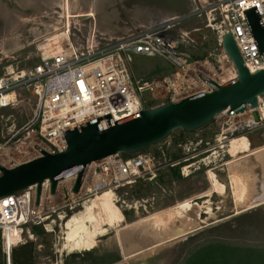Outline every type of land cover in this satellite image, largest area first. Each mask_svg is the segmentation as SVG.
Segmentation results:
<instances>
[{
	"label": "built area",
	"instance_id": "1",
	"mask_svg": "<svg viewBox=\"0 0 264 264\" xmlns=\"http://www.w3.org/2000/svg\"><path fill=\"white\" fill-rule=\"evenodd\" d=\"M252 10L264 29V0H204L201 8L192 11L193 16L205 19L203 26L181 29L177 17L161 15L152 24L120 38L111 49H102L99 43L88 40L74 43L69 36L67 48L42 56L32 67L14 68L0 76V110H15L25 104L32 113L20 127L14 115H1L0 165L13 168L45 153L64 152L68 131L86 123L98 124L100 131L116 129L118 124L140 117L144 109L179 103L211 91L202 76L218 85L234 81L238 71L223 47V36L228 33L233 35L249 72L263 70L264 52L247 18V12ZM206 31L214 34L215 46L208 55L194 58L188 49L205 47L209 42ZM134 55L162 57L171 71L134 84L129 70ZM205 65L216 75H222L225 68L226 80L211 77L204 70ZM261 108L255 111L259 113V122L254 117L251 122L245 121L228 111L216 119L228 125L232 133L248 134L261 127ZM173 149V142L167 140L157 153L115 154L95 161L86 168L77 192V174L61 180L55 193L46 180L38 204L36 186L0 199V236L7 264H12L13 249L33 240L34 227L53 232L57 226L62 227L69 215L101 193L116 191L117 198L122 188L166 167L178 168L183 178L202 169L191 162L202 152L174 159L170 155ZM22 155L30 158L23 160ZM144 198L136 200L135 206L140 205L145 211L155 209L161 201L156 193Z\"/></svg>",
	"mask_w": 264,
	"mask_h": 264
},
{
	"label": "rangeland",
	"instance_id": "2",
	"mask_svg": "<svg viewBox=\"0 0 264 264\" xmlns=\"http://www.w3.org/2000/svg\"><path fill=\"white\" fill-rule=\"evenodd\" d=\"M190 1L0 0V76L11 72L14 68L25 69L36 65L41 57L45 56V51L51 50L55 53L60 45L59 42L66 43L65 33L74 43L75 41L86 43L88 40L92 44L99 43L102 49H111L120 41V38L137 32L141 26L152 24L161 15H178L179 17L189 15L192 13L189 7ZM203 1L192 0L191 9L201 8ZM69 13L70 19L67 15ZM191 17L181 22L178 27L185 29L204 25L203 17ZM206 32L209 35V42L205 47L188 49L194 58L208 55L215 46L214 34ZM129 70L133 83L136 84L137 80H148L169 74L171 66L162 57L134 55L129 64ZM260 100L263 102L261 112L264 117V96ZM22 107L30 110L28 105L23 104ZM28 113H31V110ZM8 115L16 117L18 127H20L19 123L31 118L28 116L26 119L25 114H22L20 118V115L14 112ZM251 116L253 117L252 114ZM0 122L2 126V121ZM181 131V129L174 131L167 140L175 141L182 133ZM232 132L228 129V125L215 119L202 129L186 135L178 144H174L173 153L181 151V157L202 152L200 156L191 160L196 162L195 167L201 165L202 169L188 178L178 179L173 177V170L166 167L140 179L133 186L122 188L118 192V197L114 198L115 203L106 208L107 217L104 227L108 229V232L104 237H98V245L91 251L69 253L64 249L66 223L73 214L63 221L62 227L57 226L53 232H46L42 228L44 233L38 235L33 230L34 238L26 244L34 245L33 264H99L97 261L104 255L122 253L120 245L122 241L120 242L119 237L117 238V233L127 229L135 230L133 237L151 239L157 244L164 243L152 250H166L163 254L164 259L169 256L166 264H264V201L263 205L236 215L238 209L232 193L228 164L255 148L264 146V120L261 127L254 130L252 134H246V131ZM225 137H227L226 141ZM245 137L250 143L248 151L237 154V150L235 155H230L229 150L235 143L238 144V149L247 146ZM219 139L222 140L219 141ZM179 144L182 146L179 147ZM164 145L165 141L150 147L145 152L157 153ZM221 158L224 160L221 161ZM203 163H207V166ZM240 164L243 168H240L241 166L239 168L243 172L247 170V173L245 172L246 178H249L247 180L255 185V189L250 191L251 200L264 196L263 174L256 161L250 157L243 159ZM209 171L215 172L218 180L226 185V196L215 193L210 197L197 198L210 189L209 176L206 173ZM154 193L161 199L155 209L145 211L140 205L135 206L137 198L147 199ZM109 196L112 198V193ZM191 198L194 203L202 206L204 202L212 204L211 215L204 211L201 213L202 219L206 222L190 226L183 232L184 234L177 232L178 234L170 235V237L164 235L163 238H153L152 236L158 231L162 232L165 228L180 225L177 221L165 219V217L162 218L163 222L160 225L159 219L157 223H155L156 220L147 222V219H152L156 213L167 211ZM84 209L85 207H81L75 213L78 214ZM168 216L170 215L166 214V217ZM167 220H169L168 223ZM1 246H3L2 241ZM3 252L1 247L0 264L4 260Z\"/></svg>",
	"mask_w": 264,
	"mask_h": 264
},
{
	"label": "water",
	"instance_id": "3",
	"mask_svg": "<svg viewBox=\"0 0 264 264\" xmlns=\"http://www.w3.org/2000/svg\"><path fill=\"white\" fill-rule=\"evenodd\" d=\"M247 18L259 48L264 52V29L260 18L254 10L247 12ZM223 47L238 71L234 81L218 85L202 76L211 86V91L179 103L144 109L140 117L120 123L116 129L100 131L98 124L86 123L68 131V147L64 152L45 153L41 158L13 168L0 165V199L36 186L38 204L46 180L50 181L51 191L55 193L61 180L75 174L78 175L74 188L77 192L86 168L95 161L115 154L141 153L166 141L178 129L186 132L200 130L225 111L240 114L248 109L256 110L260 98L264 96V69L254 74L249 72L231 33L223 36ZM254 119L260 121L257 113ZM127 253L128 258L123 256L124 259L116 264H162L166 250L150 251L140 245Z\"/></svg>",
	"mask_w": 264,
	"mask_h": 264
},
{
	"label": "bare ground",
	"instance_id": "4",
	"mask_svg": "<svg viewBox=\"0 0 264 264\" xmlns=\"http://www.w3.org/2000/svg\"><path fill=\"white\" fill-rule=\"evenodd\" d=\"M68 18H71V14ZM65 41L66 43H60L59 47L56 48V51H58L59 48L64 47L67 48L69 46V35L65 33ZM45 56L52 54L51 50L44 52ZM195 67V66H194ZM192 67V69H194ZM204 70H207L211 77L219 78L222 81L226 80L227 78V70L224 68V72L222 75H216L215 72L208 68L206 65L204 66ZM261 99V98H260ZM261 101V100H259ZM262 102V101H261ZM261 105L255 110V109H248L244 113H240V118L245 119V121H253L254 112L260 109ZM252 110V113H251ZM262 110V109H261ZM249 111V112H248ZM253 115V117L251 116ZM263 117V114H262ZM252 118V119H251ZM241 140V139H240ZM239 146L238 144H234L232 148H230V155H235L237 153ZM23 160H26L30 158L28 155H22L21 156ZM252 157L253 160L256 161L257 165L259 166L260 170L263 174L264 179V146L258 147L251 151L250 153L240 156L230 162L229 164V170H230V178H231V186H232V193L235 199V204L237 206V215H240L243 212L250 211L260 205H263L264 196L256 197L254 201L251 200L249 197L252 193L253 189H255V185L251 184L246 178L247 174L243 172L240 168H243L240 164L242 163L243 159ZM0 160H2V157H0ZM249 161V160H248ZM227 164V165H228ZM241 166V167H240ZM240 167V168H239ZM247 173V172H246ZM209 181H210V189L209 191H206L197 198H205L210 197L213 194L217 193L220 196H226V185L221 183L218 180V176L215 172L209 171ZM264 182V180L262 181ZM257 190V189H256ZM112 193V198L109 196V194ZM102 194V195H101ZM99 194V196L95 199H93L91 202L85 205L84 211L79 212L78 214L74 213L69 220L66 223V242L64 249L67 250L69 253L74 252H81V251H91L98 245V237L99 236H105L108 232V229L104 227V223L106 221V208L108 205H112L115 203L114 198L115 192H104ZM257 202V203H254ZM212 205V204H211ZM208 202H204L203 206L197 203H194L193 198L188 199L180 204H177L176 206L170 208L167 211H161L158 212L153 216L152 219H147L148 221L156 220L155 223H158L160 225L162 221V218L165 217V219L169 220H175L180 225H174L173 228H165L162 230V232L158 231L153 238H163L164 235H168L167 237H170V235H175L177 232H185L190 226L193 225H199L201 223H205L201 217V213L204 211L206 214L212 213V207ZM113 207V206H112ZM166 214H169L170 216L166 217ZM212 217V216H211ZM167 220V223L168 221ZM201 222V223H200ZM158 225V224H157ZM166 225V224H165ZM167 226H169L167 224ZM133 231L135 230H125L123 232L117 233V238L119 237V241L121 242V251L125 258H128L127 251L128 250H134L135 248L139 247L140 245H144L149 250H152L153 248H156L163 244H157L155 241L151 239H144V238H136L133 237ZM178 234V233H177ZM184 234V233H183ZM149 237V236H148ZM175 240V239H173ZM171 240V241H173ZM168 243V242H166ZM145 251V250H144ZM143 252V251H142ZM134 256V255H132ZM131 256V257H132ZM12 261V259H11Z\"/></svg>",
	"mask_w": 264,
	"mask_h": 264
},
{
	"label": "trees",
	"instance_id": "5",
	"mask_svg": "<svg viewBox=\"0 0 264 264\" xmlns=\"http://www.w3.org/2000/svg\"><path fill=\"white\" fill-rule=\"evenodd\" d=\"M181 132L182 133L180 135H178L179 137L175 141H172L173 145L178 144L181 140H183V138L186 135L191 133V132H186L184 130H182ZM125 155H127V154H125ZM170 155L172 156V158L178 159L181 157V151H179L178 153L170 152ZM171 169L173 170V172H172L173 177L180 179L181 175H180L179 169H176V168H171ZM140 198H142V197H139L137 199H140ZM33 230L38 235H42L44 233L42 227H34ZM1 247H3V246H1V236H0V253H1ZM33 247H34L33 243H29L28 245H24V246L17 247L15 249H13L12 257H11L12 264H33V261H32V248ZM5 258H6V256L4 254V260L2 259L3 260L2 264H7V260Z\"/></svg>",
	"mask_w": 264,
	"mask_h": 264
},
{
	"label": "flooded vegetation",
	"instance_id": "6",
	"mask_svg": "<svg viewBox=\"0 0 264 264\" xmlns=\"http://www.w3.org/2000/svg\"><path fill=\"white\" fill-rule=\"evenodd\" d=\"M195 2V1H194ZM193 2H192V0L190 1V11L192 12L193 10L191 9V7H193V4H192ZM193 14V12L192 13H190L189 15H186V16H184V17H179L178 15L177 16H175V15H173V17H177L178 18V23L180 24L181 22H183L184 20H186L187 18H190L191 17V15ZM190 16V17H189ZM193 16V15H192ZM192 18V17H191ZM253 133V131L252 132H249L248 134H252ZM242 137H244V136H242ZM246 138V137H245ZM246 140V144H247V146H243V149H238V153L237 154H241V153H243V152H245V151H248V149L250 148V143L248 142V140H247V138L245 139ZM243 144V143H242ZM256 149V148H255ZM225 156V155H224ZM222 160H224V158H221V161ZM205 166H207V165H205ZM207 174H208V172H206ZM209 176V175H208ZM231 179V178H230ZM232 185V184H231ZM231 188H232V186H231ZM209 191V190H208ZM237 215V214H236ZM124 259V257H123V255H122V253L119 255V254H116V255H104L103 256V258L101 259V260H99V261H97V263H99V264H116V263H118V262H120V261H122ZM169 259V256L168 257H166V259H164L163 260V262H164V264H166V261ZM153 264H158L157 262H155V263H153Z\"/></svg>",
	"mask_w": 264,
	"mask_h": 264
},
{
	"label": "crops",
	"instance_id": "7",
	"mask_svg": "<svg viewBox=\"0 0 264 264\" xmlns=\"http://www.w3.org/2000/svg\"><path fill=\"white\" fill-rule=\"evenodd\" d=\"M193 28H195V27H192V28H185V29H188V30H190V29H193ZM30 111L28 108H24V107H19L18 109H15V110H13V109H11V108H6V109H2V110H0V116L1 115H8V114H12L13 112L16 114V115H20V118L22 117V114H25L26 115V119H27V117L28 116H30L31 117V113H28V112ZM29 117V118H30ZM0 121H1V119H0ZM16 121H17V119H16ZM27 122V120L26 121H23V122H21V123H19V125L20 126H22V125H24L25 123ZM0 143H1V122H0ZM74 258H76L77 259V257H74ZM68 260V259H67Z\"/></svg>",
	"mask_w": 264,
	"mask_h": 264
}]
</instances>
